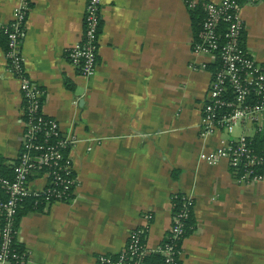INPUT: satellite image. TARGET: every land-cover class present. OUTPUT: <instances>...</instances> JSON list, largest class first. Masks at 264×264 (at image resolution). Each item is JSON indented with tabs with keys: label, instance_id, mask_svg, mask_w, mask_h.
<instances>
[{
	"label": "crops",
	"instance_id": "1",
	"mask_svg": "<svg viewBox=\"0 0 264 264\" xmlns=\"http://www.w3.org/2000/svg\"><path fill=\"white\" fill-rule=\"evenodd\" d=\"M200 1L102 0L97 69L85 78L67 49L82 38L87 0H30L26 74L44 90V114L77 142L69 149L73 199L20 218L25 264H97L99 255L121 251L146 213V239L157 246L178 193L194 201L180 264H264V183L238 184L225 160L202 157L230 137L199 134L214 63L191 49L187 2ZM19 3L0 0V157L8 166L22 146L23 103L1 29ZM242 17L243 48L264 69V0L244 5ZM47 181L35 174L29 188L40 192Z\"/></svg>",
	"mask_w": 264,
	"mask_h": 264
},
{
	"label": "built area",
	"instance_id": "2",
	"mask_svg": "<svg viewBox=\"0 0 264 264\" xmlns=\"http://www.w3.org/2000/svg\"><path fill=\"white\" fill-rule=\"evenodd\" d=\"M259 1H200L205 18L191 43L194 53L208 56L213 62L218 60L209 82L207 100L202 106L199 134L206 137L215 131H224L230 137L226 144L202 157L209 164L225 160L234 181L241 185L264 183V154L250 147L254 131L264 132V69L241 45L242 9L246 4ZM29 10L30 0H20L10 21L1 29L7 45L6 68L19 84L24 134L13 179L0 176V190L6 195L0 196V214L4 221L0 229V264H25L27 260V253L17 252L12 245L17 234L13 222L19 202L28 197L39 198L47 204L70 201L76 182L72 160L64 151L77 139L62 135L58 122L44 114V90L26 74L21 41ZM101 10L102 0H87L82 38L67 49L68 62L85 78L91 77L97 69ZM237 128H241L242 133L234 136ZM37 135H43L44 140L37 142ZM52 137L57 138L55 142H49ZM36 170H44L48 180L40 192H32L29 188V176ZM184 197L189 202L192 200ZM187 215L188 210L174 212L164 239L152 246L146 239L152 215L144 214L145 223L130 231L121 251L115 255H99L97 264H148L153 255L161 257L160 264H180Z\"/></svg>",
	"mask_w": 264,
	"mask_h": 264
},
{
	"label": "trees",
	"instance_id": "3",
	"mask_svg": "<svg viewBox=\"0 0 264 264\" xmlns=\"http://www.w3.org/2000/svg\"><path fill=\"white\" fill-rule=\"evenodd\" d=\"M190 3L187 2L188 5V12L190 15V21H191V25H192V29H193V33H194V38L197 36L198 32L201 29L203 20L205 18V12L202 6V3H198L197 5L194 6H190ZM242 34L243 31L241 33V42H242ZM5 41V40H4ZM242 45V43H241ZM7 48V45L5 46ZM243 47V45H242ZM218 67V60H216V62L213 63L212 67L210 68V70L212 69L214 72V70ZM57 138H49V142H55ZM43 135H37L36 141L37 142H41L43 141ZM250 147L252 149H254L257 153L259 154H264V132H259L256 133L254 135V137L250 138ZM69 149L67 148L64 151L65 155H69ZM21 151V150H20ZM4 159L0 157V176L3 178H7V179H13L14 177V170L15 167L17 166V164L19 163V157L13 161V163H11V165H5L3 164ZM44 170H36L34 173H32L29 176V180L35 175V174H42L44 175ZM73 174V173H72ZM0 196L1 197H6V195L3 193L2 190H0ZM185 195L183 193H178L175 196H173L172 198V202L174 204V206L172 207L173 210V214L174 212H180L183 210H188V215L187 217L184 219V228H185V232L184 235H188L190 232H192L193 229V224H194V218H193V207H194V201L191 200L190 202L185 199L184 197ZM42 201L36 197H28V198H24L22 199L19 204H18V208H17V213L14 217V226L16 229H18V225H19V221L20 218L28 211L30 210H38L41 206H42ZM4 225V221H3V216L0 214V229L3 227ZM14 240L12 242L13 247L15 248V250L17 252L21 251L20 248V244L18 243L16 236H14ZM161 263V257L159 255H153L151 258H149L148 260V264H160Z\"/></svg>",
	"mask_w": 264,
	"mask_h": 264
}]
</instances>
